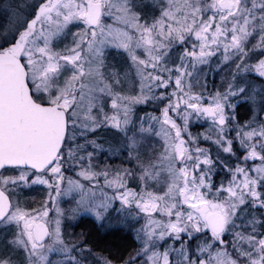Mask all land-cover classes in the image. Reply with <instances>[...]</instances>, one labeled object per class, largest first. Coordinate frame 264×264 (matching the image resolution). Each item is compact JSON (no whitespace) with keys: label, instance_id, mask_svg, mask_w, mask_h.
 <instances>
[{"label":"snow or ice","instance_id":"snow-or-ice-1","mask_svg":"<svg viewBox=\"0 0 264 264\" xmlns=\"http://www.w3.org/2000/svg\"><path fill=\"white\" fill-rule=\"evenodd\" d=\"M0 13V264H264V0H0ZM35 186L47 199L21 198ZM84 218L138 247L97 253L69 230Z\"/></svg>","mask_w":264,"mask_h":264},{"label":"rangeland","instance_id":"rangeland-1","mask_svg":"<svg viewBox=\"0 0 264 264\" xmlns=\"http://www.w3.org/2000/svg\"><path fill=\"white\" fill-rule=\"evenodd\" d=\"M146 3L148 5H151L152 0H146ZM3 15V14H1ZM4 24V23H3ZM112 63L115 64V68L113 69L114 71L119 72L121 75L125 71H128V68L126 66L122 65V58L121 57H116L114 60H112ZM207 71V69L205 70ZM230 71V69L225 68L223 71H218L216 73L209 72L207 82H208V88L211 89L213 86L219 87L224 81L227 79V74ZM203 82V77L201 78V83ZM144 111L151 112L153 114L159 115V113L155 111H151L150 108H155L154 104H148V105H140L138 106ZM144 112H140V115H143ZM209 128V123L205 122L203 119L197 121L195 117L192 118V124H191V131L196 134V133H204L208 130ZM201 146L203 147H208V143H203ZM107 147V145H105ZM91 150V149H89ZM94 163L98 164L100 168L102 169L105 165L108 166H114V167H132V164L129 163L127 160H125L123 155H120L118 157L113 156L112 154L104 155V154H98V159L94 160ZM66 175L72 176L75 178V174L73 172L66 173ZM20 196L22 199L26 198L29 201L35 200L36 202H39L42 199H47V191L44 186H35L31 191H25L20 193ZM68 198L64 197L61 199V207H68L69 204L67 203ZM84 219H89V218H84ZM70 231H74L76 233L84 232L79 226H73L72 228L69 229ZM127 232V231H125ZM130 233L133 238L136 240V234L135 232H128ZM178 246V245H177ZM138 247V242L136 240V246L132 248L125 256L124 258L127 259L128 254L132 252L135 248ZM98 253V252H97ZM103 255V254H102ZM105 256V255H103Z\"/></svg>","mask_w":264,"mask_h":264},{"label":"trees","instance_id":"trees-1","mask_svg":"<svg viewBox=\"0 0 264 264\" xmlns=\"http://www.w3.org/2000/svg\"><path fill=\"white\" fill-rule=\"evenodd\" d=\"M2 13H0V25L3 24ZM155 111V108H150ZM79 228L88 234L91 244L95 245V251L105 256H125L136 246V240L128 232H107L99 229L90 219L79 222Z\"/></svg>","mask_w":264,"mask_h":264},{"label":"flooded vegetation","instance_id":"flooded-vegetation-1","mask_svg":"<svg viewBox=\"0 0 264 264\" xmlns=\"http://www.w3.org/2000/svg\"><path fill=\"white\" fill-rule=\"evenodd\" d=\"M2 19H3V23H5V17H4V15H2Z\"/></svg>","mask_w":264,"mask_h":264}]
</instances>
